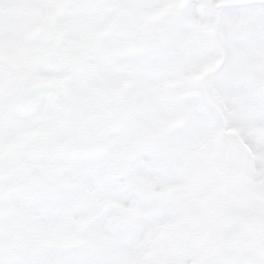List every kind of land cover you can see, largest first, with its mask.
Wrapping results in <instances>:
<instances>
[{
    "label": "snow or ice",
    "instance_id": "snow-or-ice-1",
    "mask_svg": "<svg viewBox=\"0 0 264 264\" xmlns=\"http://www.w3.org/2000/svg\"><path fill=\"white\" fill-rule=\"evenodd\" d=\"M0 264H264V0H0Z\"/></svg>",
    "mask_w": 264,
    "mask_h": 264
}]
</instances>
